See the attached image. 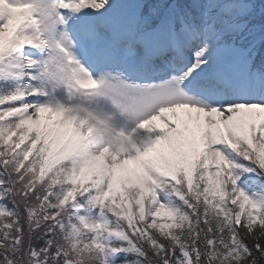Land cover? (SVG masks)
<instances>
[{
    "label": "snow or ice",
    "instance_id": "snow-or-ice-1",
    "mask_svg": "<svg viewBox=\"0 0 264 264\" xmlns=\"http://www.w3.org/2000/svg\"><path fill=\"white\" fill-rule=\"evenodd\" d=\"M0 264H264V0H0Z\"/></svg>",
    "mask_w": 264,
    "mask_h": 264
}]
</instances>
